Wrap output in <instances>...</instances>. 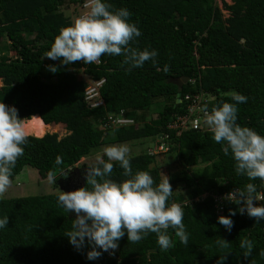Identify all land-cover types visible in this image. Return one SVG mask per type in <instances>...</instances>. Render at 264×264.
Masks as SVG:
<instances>
[{
    "label": "trees",
    "instance_id": "16d2710c",
    "mask_svg": "<svg viewBox=\"0 0 264 264\" xmlns=\"http://www.w3.org/2000/svg\"><path fill=\"white\" fill-rule=\"evenodd\" d=\"M84 2L0 0V45L11 50L0 52V102L14 106L20 118L42 125L40 134H29L38 137L29 136L12 179L31 167L43 179L54 171L63 187L80 174L79 189L86 186L87 169L78 167L82 159L104 145L152 140L146 152L129 157L132 171H146L159 183L163 179L160 155L173 154L181 176L169 180L173 192L168 202L184 210L188 243H181L171 228L167 231L174 246L167 251L158 246L155 233L138 243L128 242L125 233L112 254L97 249L102 255L89 260L87 252L92 248L87 240L77 250L65 236L75 215L58 202L59 193L0 199V219L9 218L8 225L0 228V264H218L223 256V264H264V220L256 222L238 211L230 216L229 209L240 206L222 199L248 183L264 196V182L237 174L231 153L224 154L210 131L191 130L177 136L168 129L176 117L185 114L187 106L185 101L176 104L174 81L188 77L182 99L187 94H203L212 99L207 104L210 111L221 102L235 103L229 94L238 92L248 99L237 104V123L264 135V0L224 2L227 18L217 0H104L113 11L126 8L131 13L129 22L142 33L131 42L132 47L158 53L155 66L149 60L130 72L123 56L103 55L99 64L69 65L44 57L59 29L74 20L64 14V8ZM49 65H55L57 72L49 71ZM79 74L93 82L104 80L99 88L103 105L90 106L87 82ZM157 101L164 105L152 118ZM110 117L135 123L113 129L108 127ZM60 125L71 132L62 138L44 134L50 126ZM156 144L169 149L151 154L149 150ZM57 156L62 159L59 165ZM113 163L110 178L121 182L127 177ZM198 167H203L200 173L193 172ZM257 204L264 205V200ZM221 215L232 219L230 232L219 224ZM245 237L254 245L247 258L239 246ZM221 238L229 242L227 248L216 244Z\"/></svg>",
    "mask_w": 264,
    "mask_h": 264
},
{
    "label": "clouds",
    "instance_id": "9594fccd",
    "mask_svg": "<svg viewBox=\"0 0 264 264\" xmlns=\"http://www.w3.org/2000/svg\"><path fill=\"white\" fill-rule=\"evenodd\" d=\"M87 9L76 17L68 26H62L55 36L46 58L60 61L63 65L76 62L96 63L103 55L123 56V64L129 65L126 71L139 68L146 61L157 64L158 53L155 50H139L131 42L142 35L135 23L129 22L131 13L126 8L111 10V5L104 0H86ZM48 70L55 73L57 67L49 65ZM159 70V69H158ZM164 71H168L165 66ZM235 103L221 102L209 111L203 109L204 123L217 144H222L225 155L231 153L235 161L237 174L246 175L249 180L259 179L264 182V135L237 123V104L246 103L247 97L231 92ZM31 118H36L32 116ZM27 118H20L14 106L0 102V198H3L12 185L13 168L19 157L24 154L27 144ZM129 148L125 145H110L95 157V163L87 167L86 186L74 191H61L58 202L69 213H75L72 229L65 233L69 243L77 250L87 245L92 250L87 252V259L95 260L103 252L112 254L118 248V241L127 234L128 242L138 243L149 233H155L157 244L163 251L174 246L168 229L175 230V237L185 245L188 235L183 223L184 210L173 202L172 186L169 177L156 183L146 171L133 173L129 159ZM107 157V160L104 157ZM116 162L127 177L121 182L110 178ZM57 165L62 163L60 156L55 159ZM68 173L61 175L67 176ZM55 183L54 171L48 174ZM239 205L236 210L229 209L230 216L237 211L247 213L256 222L264 220V205L257 204L264 196L257 194L253 183L243 189H234L222 197ZM230 216H219L218 222L229 232L233 227ZM9 218L0 219V228L8 225ZM216 244L227 248L229 242L219 239ZM240 248L245 258L251 255L253 242L248 238L240 240ZM111 250V251H110ZM264 255V253H261ZM225 256L218 264H223Z\"/></svg>",
    "mask_w": 264,
    "mask_h": 264
},
{
    "label": "rangeland",
    "instance_id": "374dc122",
    "mask_svg": "<svg viewBox=\"0 0 264 264\" xmlns=\"http://www.w3.org/2000/svg\"><path fill=\"white\" fill-rule=\"evenodd\" d=\"M224 2H226L227 4H232V2L231 0H217L219 8L223 11L224 16L227 18L229 16V12L224 9L223 7ZM64 10H65L64 14L68 17H71L72 19H75L76 17L80 16L81 13L83 12V8H81V6L79 5H71V6L65 7ZM0 52H11V50L9 47H4L0 45ZM11 54L13 55V53ZM79 76H82L86 82L89 81V78L87 76L83 74H79ZM2 85H3V81H1L0 86ZM163 105L164 104L162 103V101H157L156 104L154 105V108H153L154 110L152 111L153 113L152 114L150 113V116L152 118H156L157 114L160 112V110H162ZM70 132L71 131L69 129L60 125L54 129L50 126L49 129H46L44 134L50 133L53 135H57L59 138H62L68 135ZM36 133H39V132H36ZM151 143H152V140L141 139V140L131 141L127 143L104 145L98 151H96L92 156L82 159L78 163V167L81 169H84L83 166H85V169H84L85 171L87 167L95 163V157L98 154H102V150L106 146L125 145L130 150L128 154L129 157H133V156L146 152L147 148L153 145ZM160 156H161L160 158L161 166L160 167H161L162 177L164 178V175H166L167 177H169V180L171 181L177 180V178L181 176V168L175 161L173 154L166 153ZM202 169L203 167L194 168L193 172L200 173ZM77 186H80L79 183L77 184ZM61 191H63L62 186L56 180H55V183H53L51 180H49V178L43 179L42 177H40L39 172L36 169L27 167L21 174H19L18 176L12 179L11 187H9L4 197L0 199L23 198V197L37 196V195L56 194V193H60ZM70 191H74V189L72 190L70 189ZM73 215H75V213Z\"/></svg>",
    "mask_w": 264,
    "mask_h": 264
},
{
    "label": "built area",
    "instance_id": "2783aa9c",
    "mask_svg": "<svg viewBox=\"0 0 264 264\" xmlns=\"http://www.w3.org/2000/svg\"><path fill=\"white\" fill-rule=\"evenodd\" d=\"M86 2L82 3L81 8H83V12L81 15L87 10L85 8ZM99 64L100 62H96ZM91 82V83H89ZM104 80L100 82H93L91 80L87 81V88H86V99L90 102V106L95 108L97 106L103 105V101L99 100V88L103 85ZM186 102L185 114H181L176 117L169 125L168 129L175 132L177 136H180L182 133L191 130H202L205 131V123H204V116H203V109L207 108V104L212 101L211 98L206 97L203 94H187L182 102ZM135 121L132 119H127L124 117H117L113 118L110 117L109 119V128H118L124 127L134 124ZM166 138L168 136L166 135ZM168 147L165 144L159 145L156 144L152 149H150L151 154H158V153H166L168 151Z\"/></svg>",
    "mask_w": 264,
    "mask_h": 264
},
{
    "label": "water",
    "instance_id": "95a60500",
    "mask_svg": "<svg viewBox=\"0 0 264 264\" xmlns=\"http://www.w3.org/2000/svg\"><path fill=\"white\" fill-rule=\"evenodd\" d=\"M189 82V78L188 77H180L178 78L176 81H174V83L176 84V86L178 87V92H177V95H176V104H181L182 103V92H183V88H184V85H186L187 83ZM40 116V115H39ZM41 117V116H40ZM42 119V118H41ZM43 120V119H42ZM45 123V122H44ZM205 131H208L207 130V127L205 126ZM47 134V133H46ZM45 134V135H46ZM44 135V136H45ZM29 136H35V135H29ZM35 137H38V136H35ZM43 137V136H42ZM41 138V137H39ZM81 187H84V185H82ZM62 189L65 191V192H68L67 189H65L64 187H62Z\"/></svg>",
    "mask_w": 264,
    "mask_h": 264
},
{
    "label": "bare ground",
    "instance_id": "6f19581e",
    "mask_svg": "<svg viewBox=\"0 0 264 264\" xmlns=\"http://www.w3.org/2000/svg\"><path fill=\"white\" fill-rule=\"evenodd\" d=\"M37 116H39V115H37ZM41 129H42V125H41V123L39 121H34V122L28 121L27 122V131H28L29 134L31 132H39L40 133Z\"/></svg>",
    "mask_w": 264,
    "mask_h": 264
},
{
    "label": "flooded vegetation",
    "instance_id": "af4514ba",
    "mask_svg": "<svg viewBox=\"0 0 264 264\" xmlns=\"http://www.w3.org/2000/svg\"><path fill=\"white\" fill-rule=\"evenodd\" d=\"M79 177L80 178H78L77 180H73V179L69 178V180L66 183L62 184L63 187L66 188L68 191H70V189L76 190L77 184L80 182V179L82 178L80 174H79Z\"/></svg>",
    "mask_w": 264,
    "mask_h": 264
},
{
    "label": "crops",
    "instance_id": "0c3cea01",
    "mask_svg": "<svg viewBox=\"0 0 264 264\" xmlns=\"http://www.w3.org/2000/svg\"><path fill=\"white\" fill-rule=\"evenodd\" d=\"M2 81V80H1ZM42 130V129H41Z\"/></svg>",
    "mask_w": 264,
    "mask_h": 264
}]
</instances>
